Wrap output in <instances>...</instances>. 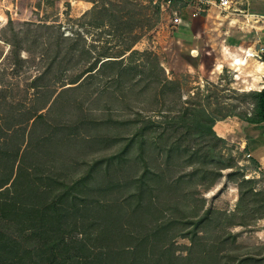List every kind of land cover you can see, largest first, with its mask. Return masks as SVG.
I'll use <instances>...</instances> for the list:
<instances>
[{"label": "rangeland", "instance_id": "374dc122", "mask_svg": "<svg viewBox=\"0 0 264 264\" xmlns=\"http://www.w3.org/2000/svg\"><path fill=\"white\" fill-rule=\"evenodd\" d=\"M214 12L205 20L207 36L199 37L205 23L201 17L185 10L183 25L175 29L170 12H162L153 0H0V178L14 168L15 175L19 170L27 173L23 189L26 178L31 181L36 176L51 175L72 183L100 162L103 168L97 181L101 182L107 160L116 157L125 138L132 136L135 140L125 173L136 179L145 166L156 172L166 169L164 157L155 160L158 149L151 142L156 132L143 138L148 142L143 144L144 150L137 136L144 120L162 118L154 110L178 111L187 102L203 101L217 117L231 113L235 105H239L236 113L245 111L248 105L240 103L238 95L253 91L234 80L252 55L244 52L242 58L222 62L226 56H221L216 60L223 38L213 19L221 21L225 16ZM231 19L236 16L220 27H227ZM188 23L194 24L190 27ZM256 25L260 28L261 24ZM202 48L203 56H198L195 50ZM102 53L118 61L122 58L116 57L125 55L120 64L102 68L79 86L70 84L90 67L99 68L100 62L107 61L99 56ZM168 82L172 84L162 94L161 87ZM149 83H154L152 88ZM203 96H209V102ZM39 114L43 118L30 120ZM225 122L232 127V136L220 152L233 159L234 169L222 171L217 183L201 190L196 199H204L205 208L234 212L239 200L236 182L241 176L258 181L256 190L264 189V129L241 124L235 116ZM188 140L196 145V139ZM255 159L260 162L259 172L252 169ZM111 165L116 169L121 164L115 160ZM170 170L168 178L175 179L191 168L176 160ZM111 171L117 184L124 173ZM230 174L236 177L229 178ZM192 181L200 182L199 178ZM129 191L114 189L107 196L91 195L106 202ZM8 231L15 233L16 228ZM229 231L237 236L229 250L232 254L264 257V218ZM214 235L208 237L215 239ZM176 245L178 253L186 255L190 242L177 239Z\"/></svg>", "mask_w": 264, "mask_h": 264}, {"label": "trees", "instance_id": "16d2710c", "mask_svg": "<svg viewBox=\"0 0 264 264\" xmlns=\"http://www.w3.org/2000/svg\"><path fill=\"white\" fill-rule=\"evenodd\" d=\"M104 54L99 56L112 58ZM124 55L116 58L122 61ZM120 61L100 62L99 68L90 67L70 84L79 86L87 77ZM171 84H164L161 93ZM153 85L148 84L150 88ZM238 97L240 103L248 105L245 111L236 113L239 105H235L231 113L222 117L211 113L203 101L187 102L178 111L154 110L162 113V118L144 120L137 136L141 137L140 148L144 150L143 144L148 142L143 138L156 132L151 144L158 149L155 160L165 158L166 169L161 172L145 166L144 173L136 179L125 173L135 140L132 136L125 138L116 157L107 160L101 182L97 181L103 168L100 162L72 183L51 175L36 176L30 181L27 173L19 170L15 175L12 168L11 173L0 178V264H264V257L234 255L229 251L237 241L229 229L249 227L264 218V189L258 191L254 187L258 181L241 176L236 182L239 200L234 212L205 208V200L196 199L201 190L217 183L222 171L235 166L233 159L221 155L226 140L214 130L217 122L235 116L264 129V88ZM203 98L209 102V96ZM188 138L196 139V145L187 142ZM115 160L121 164L116 169L111 165ZM176 160L191 171L169 179ZM111 169L124 173L117 184ZM252 169L259 172V159L253 160ZM25 177L28 184L23 189ZM194 178L200 182L195 183ZM114 189L130 191L106 202L91 195L107 196ZM9 227L16 228V232H9ZM177 239L190 242L186 255L178 253ZM27 241L33 244L27 245Z\"/></svg>", "mask_w": 264, "mask_h": 264}, {"label": "crops", "instance_id": "0c3cea01", "mask_svg": "<svg viewBox=\"0 0 264 264\" xmlns=\"http://www.w3.org/2000/svg\"><path fill=\"white\" fill-rule=\"evenodd\" d=\"M243 2V0H240ZM249 5V10L251 13L264 16V0H244ZM217 8H212L209 12V15L203 16L200 19H203L204 21H209L211 17L214 16V11H217ZM185 11V10H184ZM186 13H189L186 11ZM221 15V14H220ZM220 17V16H219ZM217 18V16H216ZM229 18L221 17V21H217L213 19V24H217L218 27L216 29L221 28V34L223 38V42L221 46L223 49H218L217 51V57L216 60H221V56H226L225 60H221L222 62H226L229 59H236V58H242L245 56V53H254V51H257L259 48V44H264V25H259L262 30H252L250 28L248 29H240L241 23H239L237 26L231 24H227V27H220L224 26L226 21ZM205 21L203 23V26L201 28V36L199 37H206L207 36V27L208 23ZM229 21V20H228ZM195 23V22H194ZM194 23H188V26H192ZM258 26V25H256ZM206 42V41H205ZM196 52H198V56H203L204 49H196ZM245 52V53H244ZM208 54V53H207ZM249 61L246 66H241L239 73V77L234 80V84H238L240 86L244 87H250L251 91H260L262 89V86H264V57H250L248 56ZM218 60V61H219ZM222 68V63H220L218 66H216V70L218 72ZM242 122L241 124H243ZM245 127V125H243ZM220 128V131L216 132L218 136L221 138L228 140V137H231V125L223 122H218L215 128ZM247 128V127H246ZM251 128V127H250ZM248 129L249 131H252V129ZM254 130V129H253ZM264 136V134H263ZM263 159V157L261 158ZM264 167V165H263Z\"/></svg>", "mask_w": 264, "mask_h": 264}, {"label": "built area", "instance_id": "2783aa9c", "mask_svg": "<svg viewBox=\"0 0 264 264\" xmlns=\"http://www.w3.org/2000/svg\"><path fill=\"white\" fill-rule=\"evenodd\" d=\"M153 5L159 7L162 12H170V19L175 29L183 25L184 10H190L193 17H203L209 15L212 8H217L226 18L236 16V19L230 20V24L241 23L240 29L250 28L257 31L262 28H258L256 24L264 25V16L251 13L249 5L244 0L243 2L240 0H153ZM248 55L264 57V44L260 43L258 50Z\"/></svg>", "mask_w": 264, "mask_h": 264}]
</instances>
